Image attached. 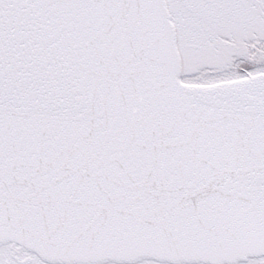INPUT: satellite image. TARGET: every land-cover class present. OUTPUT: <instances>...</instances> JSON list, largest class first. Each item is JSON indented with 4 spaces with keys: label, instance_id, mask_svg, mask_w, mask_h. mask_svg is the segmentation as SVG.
Segmentation results:
<instances>
[{
    "label": "snow or ice",
    "instance_id": "obj_1",
    "mask_svg": "<svg viewBox=\"0 0 264 264\" xmlns=\"http://www.w3.org/2000/svg\"><path fill=\"white\" fill-rule=\"evenodd\" d=\"M0 264H264V0H0Z\"/></svg>",
    "mask_w": 264,
    "mask_h": 264
}]
</instances>
